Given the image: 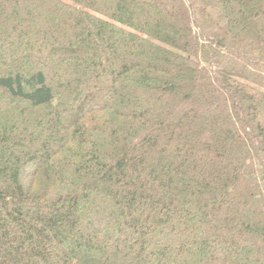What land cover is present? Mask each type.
Here are the masks:
<instances>
[{"label":"trees","instance_id":"16d2710c","mask_svg":"<svg viewBox=\"0 0 264 264\" xmlns=\"http://www.w3.org/2000/svg\"><path fill=\"white\" fill-rule=\"evenodd\" d=\"M169 2L0 0V264H264V0Z\"/></svg>","mask_w":264,"mask_h":264},{"label":"rangeland","instance_id":"374dc122","mask_svg":"<svg viewBox=\"0 0 264 264\" xmlns=\"http://www.w3.org/2000/svg\"><path fill=\"white\" fill-rule=\"evenodd\" d=\"M170 0H166V2H169ZM169 3H173L172 1L171 2H169ZM139 23H141V21H136V22H134V25L136 24V25H140ZM59 60V58H57V61ZM110 91V90H109Z\"/></svg>","mask_w":264,"mask_h":264}]
</instances>
